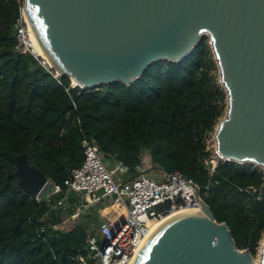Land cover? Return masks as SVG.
I'll return each instance as SVG.
<instances>
[{"label":"trees","instance_id":"16d2710c","mask_svg":"<svg viewBox=\"0 0 264 264\" xmlns=\"http://www.w3.org/2000/svg\"><path fill=\"white\" fill-rule=\"evenodd\" d=\"M22 6L0 0V264H78L75 257L86 255L97 215L87 222L54 208V197L37 201L14 175L16 157L25 153L61 184L83 160L82 134L96 140L104 158L115 153L130 177L145 159L192 179L236 247L254 256L264 234V170L216 157L209 173L205 138L223 114L225 91L212 72L208 38L181 60L149 63L130 84L81 88L19 50L14 24Z\"/></svg>","mask_w":264,"mask_h":264},{"label":"water","instance_id":"95a60500","mask_svg":"<svg viewBox=\"0 0 264 264\" xmlns=\"http://www.w3.org/2000/svg\"><path fill=\"white\" fill-rule=\"evenodd\" d=\"M22 12L50 67L81 88L130 84L151 62L181 60L205 35L226 101L215 153L264 170V0H23ZM14 175L32 195L50 181L25 153ZM196 200L202 212L165 223L132 264H264V240L255 262L198 192Z\"/></svg>","mask_w":264,"mask_h":264},{"label":"built area","instance_id":"2783aa9c","mask_svg":"<svg viewBox=\"0 0 264 264\" xmlns=\"http://www.w3.org/2000/svg\"><path fill=\"white\" fill-rule=\"evenodd\" d=\"M14 27L19 50H27L39 58L51 73V67L31 47L30 27L22 7ZM70 83L76 85L71 80ZM80 145L81 164L69 169L61 184L49 181L45 196L34 195L37 201L54 197V208L77 218L102 199L112 200L99 207V222L93 223L85 238L87 253L75 257L78 264H130L153 221L190 204H198L196 192L201 198L198 184L180 172L162 170L159 179L141 171L138 166V174L130 177L127 166L115 153L109 154L107 159L103 157L93 137L82 134ZM215 165L216 158L208 167L209 173Z\"/></svg>","mask_w":264,"mask_h":264},{"label":"rangeland","instance_id":"374dc122","mask_svg":"<svg viewBox=\"0 0 264 264\" xmlns=\"http://www.w3.org/2000/svg\"><path fill=\"white\" fill-rule=\"evenodd\" d=\"M32 38V37H31ZM33 42V41H32ZM33 47H34V43H33ZM39 57V56H38ZM41 59V57H40ZM212 72L217 76L218 78V69H217V66L212 70ZM220 84V83H219ZM225 109H226V101H225V106H224V111H223V114L221 116V118L224 116V113H225ZM220 118V119H221ZM219 119V120H220ZM217 125V124H216ZM216 127V126H215ZM205 142H206V145H207V149H209L210 151H212V156H211V159L207 162L208 164V167L210 168L211 166V162L212 160H215V158L217 157L216 154H215V140H214V131L210 132L206 138H205ZM223 160V159H222ZM247 164H251V163H248V162H245ZM259 167V166H258ZM261 168V167H260ZM262 169V168H261ZM141 171L147 173L148 175L150 176H153V177H157V178H161V171L160 169L158 168H154L149 162L145 161L144 159V163L141 165ZM46 191H44V193L41 195V197L45 196L46 194ZM74 196V195H72ZM112 200L110 199H102L101 202H99L98 204H96L95 206L89 208L87 211L83 212L81 214V218L86 220L87 222H89L91 220V218L95 217L98 213V210H99V207L102 206V205H106L108 203H110ZM109 210V208H108ZM99 222V218L98 216H96L95 218V221H94V224L98 223ZM93 223L90 224V228H92V226L94 225ZM91 230V229H90ZM264 240V234L262 236V239L260 240V243H259V246L257 247V250H256V254L253 256V259L255 262H258V258H259V250H260V247H261V244Z\"/></svg>","mask_w":264,"mask_h":264},{"label":"bare ground","instance_id":"6f19581e","mask_svg":"<svg viewBox=\"0 0 264 264\" xmlns=\"http://www.w3.org/2000/svg\"><path fill=\"white\" fill-rule=\"evenodd\" d=\"M30 27V26H29ZM32 37V38H31ZM33 41V42H32ZM30 42H31V47L33 49V51L39 55L43 60L44 62L49 65V66H52L51 62L49 61V59L47 58V56L45 55V53L43 52V50L41 49V47L39 46L31 28H30ZM33 43H34V47H33ZM72 83H75L74 81H72ZM106 211H108V208H106ZM202 212V209H201V206L197 203H194V204H190L188 205L187 207L185 208H182V209H179V210H175V211H172L171 213L161 217L160 219H157L155 221H153L151 224H150V230L149 232L147 233V235H145L143 241L141 242L134 258L131 260V263H133V261H135L138 253L140 252V250L144 247V245L147 243V241L167 222H169L170 220L178 217V216H181L183 214H187V213H200Z\"/></svg>","mask_w":264,"mask_h":264}]
</instances>
